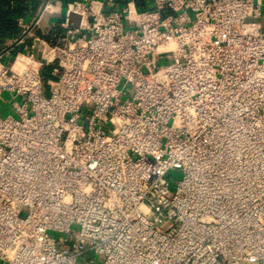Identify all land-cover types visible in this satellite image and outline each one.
I'll return each instance as SVG.
<instances>
[{
  "label": "built area",
  "instance_id": "2783aa9c",
  "mask_svg": "<svg viewBox=\"0 0 264 264\" xmlns=\"http://www.w3.org/2000/svg\"><path fill=\"white\" fill-rule=\"evenodd\" d=\"M54 1L0 52V264H264V0Z\"/></svg>",
  "mask_w": 264,
  "mask_h": 264
},
{
  "label": "crops",
  "instance_id": "0c3cea01",
  "mask_svg": "<svg viewBox=\"0 0 264 264\" xmlns=\"http://www.w3.org/2000/svg\"><path fill=\"white\" fill-rule=\"evenodd\" d=\"M50 0H26L24 2L13 1L11 3L12 9H19L20 12L15 15L20 28V33L17 36L10 37L0 42V52L11 49L26 51L30 44V40H25L21 44H15L20 38L25 36L26 31L29 30L36 22L31 32L35 35L46 34L47 30L55 25H61L64 21V15L58 13H51L46 9ZM118 2H126L127 0H117ZM52 2H55L52 0ZM58 9V8H56ZM26 26V28H25ZM62 26V25H61ZM63 28V27H62ZM10 51V52H11Z\"/></svg>",
  "mask_w": 264,
  "mask_h": 264
},
{
  "label": "trees",
  "instance_id": "16d2710c",
  "mask_svg": "<svg viewBox=\"0 0 264 264\" xmlns=\"http://www.w3.org/2000/svg\"><path fill=\"white\" fill-rule=\"evenodd\" d=\"M13 1L24 2L26 0H0V42L19 35L20 28L17 22L16 14L20 12L19 9H12L11 3ZM71 0H63V4L66 5ZM136 4L139 10H145L146 5L144 0H136ZM65 35V29L61 25H55L49 28L46 34H42L48 41L51 43H56L57 40ZM17 50H12V53H15ZM53 66H46L42 70V76L45 83L49 78H52L51 70ZM47 91V90H46Z\"/></svg>",
  "mask_w": 264,
  "mask_h": 264
},
{
  "label": "rangeland",
  "instance_id": "374dc122",
  "mask_svg": "<svg viewBox=\"0 0 264 264\" xmlns=\"http://www.w3.org/2000/svg\"><path fill=\"white\" fill-rule=\"evenodd\" d=\"M6 96H7V94H6ZM1 104L2 103L0 102V106L2 107L3 104L2 105ZM3 107L6 110V112L8 113L10 110V106L4 105ZM179 176H180V173L178 172V170H173L169 173L168 178L173 182V184H175L177 179L179 178ZM52 235L54 237H58L61 234L53 233ZM93 257L96 259V262H98L97 261L98 258L96 256H94L92 253H88L86 256L80 258L78 264H89V260L92 259Z\"/></svg>",
  "mask_w": 264,
  "mask_h": 264
},
{
  "label": "water",
  "instance_id": "95a60500",
  "mask_svg": "<svg viewBox=\"0 0 264 264\" xmlns=\"http://www.w3.org/2000/svg\"><path fill=\"white\" fill-rule=\"evenodd\" d=\"M72 20H73V21H78V20H79V17L76 16V15H73V16H72Z\"/></svg>",
  "mask_w": 264,
  "mask_h": 264
}]
</instances>
